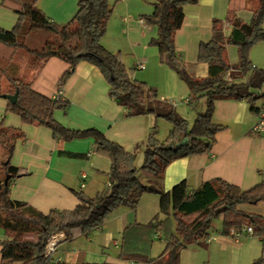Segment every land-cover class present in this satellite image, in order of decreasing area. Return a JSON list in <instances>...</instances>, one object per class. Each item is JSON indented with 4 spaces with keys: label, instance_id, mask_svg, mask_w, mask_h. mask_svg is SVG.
<instances>
[{
    "label": "trees",
    "instance_id": "1",
    "mask_svg": "<svg viewBox=\"0 0 264 264\" xmlns=\"http://www.w3.org/2000/svg\"><path fill=\"white\" fill-rule=\"evenodd\" d=\"M38 0H30L18 12L16 24L10 28L0 27V43L26 49L29 54L27 74L18 75L0 66V97L17 93V100L7 99V112L18 114L23 122L43 125L52 129L59 149L64 142L75 138L93 136L97 151L107 153L111 160L107 172L108 185L95 197L77 193L81 202L73 209H52L44 213L27 202L11 197L13 180L26 172L12 164V156L18 141L26 138L18 127L0 124V229L7 239L0 242L1 264H100L92 262L70 263L48 254L49 237L65 232L67 239L76 232L89 235L104 224L109 214L121 205L136 209L144 193L164 194L162 180L166 167L174 160L194 154L209 153L216 134L223 125L213 121L215 101L223 97L248 98L251 109L260 113L256 102L262 95L257 91L264 84V68L254 66L251 50L264 41V0H258L249 22L244 21L234 10L225 20H213L210 40L199 46L198 60L208 65L206 76H193L177 51L175 32L180 25V11L199 0H148L154 10L146 15L149 23L157 27V35L151 43L159 48L162 63L175 69L189 87L187 101L195 110L196 117L190 123L185 117L168 108L159 96L156 87L133 78L121 52L104 46L102 39L107 31L113 6L110 0H78V10L65 24L57 23L37 6ZM232 30L226 34L225 24ZM45 29L48 37L40 47H29L28 36L33 30ZM238 47L239 62L232 64L226 55V46ZM51 57H59L70 64L62 78L66 79L77 65L86 61L96 65L110 85L109 93L126 109L128 116L155 114L166 118L172 125L166 139H159L157 127L146 140L145 158L141 169L156 178L144 181L138 175L135 153L120 143L111 141L96 129H73L59 122L56 111L67 112L70 102L49 97L33 88L37 75ZM9 80L6 90L2 78ZM207 98L205 109H199L200 101ZM185 137L189 140L178 145ZM8 176V181L6 178ZM264 201V180L249 189L222 178L202 182L199 186L183 190V195L172 212L175 226L170 225V213L165 219L154 217L147 223H134L123 232L121 257L138 264H180L181 250L189 244L209 237L213 222L223 217V231L252 225L256 233L264 231L263 217L245 211L241 205ZM162 233L165 248L160 255L152 257L142 253L140 241L150 234ZM252 264H264L257 258Z\"/></svg>",
    "mask_w": 264,
    "mask_h": 264
},
{
    "label": "crops",
    "instance_id": "2",
    "mask_svg": "<svg viewBox=\"0 0 264 264\" xmlns=\"http://www.w3.org/2000/svg\"><path fill=\"white\" fill-rule=\"evenodd\" d=\"M29 1L0 0V27L12 28L18 20L17 11ZM110 2L114 3V6L102 39L104 46L121 52L133 78L147 81L156 87L168 108L180 115L183 109L194 121L196 113L187 101V83L175 69L161 62L159 48L151 43L157 35V27L146 19V15L154 10L152 2ZM37 6L49 19L65 24L76 14L78 0H38ZM257 6L258 0H199L197 3L185 5L179 14L180 25L175 32V44L187 64L188 72L193 76L208 74V65L198 60V51L202 41L211 39L214 19L225 20L229 11L234 10L238 17L249 22ZM231 30L232 25L226 23V34ZM47 37V32L41 29L33 30L28 36V45L40 47ZM226 55L232 64H238L237 45L228 44ZM251 59L255 67L264 68V41L253 46ZM28 63L29 54L26 49L2 46L0 43V66L24 76L27 74ZM69 68L70 64L65 60L59 57L49 58L35 78L33 88L49 97L57 99L60 96L61 99L69 101L66 113L61 110L55 113L59 122L73 129L96 128L102 131L108 139L135 153L138 175L144 181H155L156 178L143 171L141 166L149 134L155 124L159 125V129L160 126L161 129L166 126V119L151 113L128 116L126 109L110 95V85L96 65L86 61L80 62L63 82L62 78ZM8 86L9 80L3 77L2 88L6 90ZM256 91L257 95L263 94L256 102L262 111L264 84ZM181 102L185 107L181 106ZM206 102L207 98L203 97L202 109H205ZM6 108L7 99L0 97V124L18 127L26 135L25 139L17 142L11 160L13 165L26 172L15 178L11 184L13 199L27 202L33 208L47 213L52 209H73L81 202L77 193L95 197L107 187V172L110 170L111 160L107 153L97 151L93 136L64 142L61 146L63 150L60 151L51 128L25 123L18 114L7 112ZM259 120V113L251 109L247 97L217 99L213 121L223 125V128L217 132L209 153L194 154L172 161L166 167L162 180L164 194L144 193L136 209L125 205L115 208L104 224L95 228L89 235L76 232L61 241L56 252L63 242L71 243L75 238L82 236L89 240L87 246H83L87 250L69 251L66 250L68 246H65L56 258L70 263L138 264L121 257L120 238L129 225L147 223L156 216L160 220V215L171 214L180 201L183 190L190 191L207 180L222 178L244 190L263 181L264 131L254 129ZM170 128L171 126L165 127L166 134L170 132ZM159 137H162L161 131ZM248 204L242 209L259 214L264 220V201ZM7 238L0 229V242ZM216 239L219 241L213 242ZM108 247L112 248L114 256L105 252ZM193 247L211 250L213 256L209 257L208 264H252L257 258L264 260V231L245 233L240 239H235L229 233H224L222 227L218 233H211L209 237L183 248L181 261H185V250ZM100 248L101 251H97ZM1 259L0 247V264Z\"/></svg>",
    "mask_w": 264,
    "mask_h": 264
},
{
    "label": "rangeland",
    "instance_id": "3",
    "mask_svg": "<svg viewBox=\"0 0 264 264\" xmlns=\"http://www.w3.org/2000/svg\"><path fill=\"white\" fill-rule=\"evenodd\" d=\"M111 5L114 6V3H111ZM42 31L47 32L45 29H43ZM30 43H32V42H30ZM4 45L2 44V46H4ZM181 106L185 107V104H183L181 102ZM199 109H202L201 101H200V104H199ZM193 111H195V110H193ZM181 115L183 117H185L190 123L193 122V119H191V115L187 114V113H184L183 109H181ZM164 123H168L166 126H171V128H172L171 123L167 119L164 120ZM155 126L157 127V136H158V138L162 139V140L166 139L168 137V135H169V133H167V134L165 133L166 132L165 131V127L166 126L163 125L164 127L162 129H161V126H160V129H159V125H157V124H155ZM171 128H170V130H171ZM160 131H161V136H162L161 138L159 137ZM247 205H249V204L248 203L243 204V205H241V208H246ZM166 217H168V216L167 215H165V216L164 215H160V220L161 219L163 220ZM169 217H170V220H171L170 221V225L174 227L175 226V222H174L172 213H171V215H169ZM222 227H223V217L220 216V217L216 218L214 220V222H213L212 235L214 233H218L221 230ZM77 233H80V232H77ZM161 234L162 233L150 234L148 236V239H146V240L142 239L140 241V246H141L142 253L146 252L147 254H149L152 257H157L158 255H160L162 253V251L164 250V248H165V241H164V239L160 238ZM120 240L122 242V236H121ZM88 241L89 240L87 239L86 236L77 237L71 243H69V241H65V242H63L61 247L58 248V251L56 253H54V255H55V257L57 255H59V253L62 251L63 247H65V246H68V247H66V250H69V251L71 249H73V250H78V249L84 250L86 248L83 247V246H87L86 243ZM216 241H219V239H216L213 242H216ZM80 246H82V247H80ZM111 250H112V248L108 247V248L105 249V252L108 253V254H111L112 256H114V254H113V252ZM97 251H101V248L99 250H97ZM210 251H211L210 249H205V248H194V247L193 248H188L183 253V255L185 256V261H183V259H182L180 264H208L209 257L212 258V256H213V253H211ZM210 253H211V255H210Z\"/></svg>",
    "mask_w": 264,
    "mask_h": 264
},
{
    "label": "built area",
    "instance_id": "4",
    "mask_svg": "<svg viewBox=\"0 0 264 264\" xmlns=\"http://www.w3.org/2000/svg\"><path fill=\"white\" fill-rule=\"evenodd\" d=\"M140 66L142 67L143 65L140 64ZM58 98H60V96H58ZM57 98V99H58ZM260 116V120L259 122L255 125L254 129L257 131H264V109L259 113ZM84 177H86V175H83ZM85 186V183L82 184V187ZM254 227L252 225H244L240 228H231L229 234L234 237L235 239H240V237L245 234V233H254ZM67 239V235L64 232H58L53 234L51 237H49V239L47 240V244H46V251L48 254H53L56 252L57 246L58 244Z\"/></svg>",
    "mask_w": 264,
    "mask_h": 264
},
{
    "label": "water",
    "instance_id": "5",
    "mask_svg": "<svg viewBox=\"0 0 264 264\" xmlns=\"http://www.w3.org/2000/svg\"><path fill=\"white\" fill-rule=\"evenodd\" d=\"M3 97L11 100L12 102H15L17 100V93L10 94V93H5L3 94ZM189 137H185L178 145H184L188 142ZM8 181V176L6 178V182Z\"/></svg>",
    "mask_w": 264,
    "mask_h": 264
}]
</instances>
